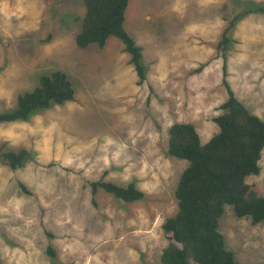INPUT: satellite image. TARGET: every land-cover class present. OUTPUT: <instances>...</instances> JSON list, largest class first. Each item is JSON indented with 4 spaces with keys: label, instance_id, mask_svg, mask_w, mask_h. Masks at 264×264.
I'll return each mask as SVG.
<instances>
[{
    "label": "rangeland",
    "instance_id": "obj_1",
    "mask_svg": "<svg viewBox=\"0 0 264 264\" xmlns=\"http://www.w3.org/2000/svg\"><path fill=\"white\" fill-rule=\"evenodd\" d=\"M258 7L264 0H130L125 28L146 72L139 86L120 40L77 46L82 1L0 0V115L55 71L76 90L73 102L0 124V154L28 152L17 171L0 158V263L161 264L162 227L188 167L167 154L168 133L190 123L202 144L218 133L213 118L227 97L218 44L238 16L227 82L264 119V13H249ZM260 166L247 183L264 197V152ZM100 180L133 184L145 198L126 204L100 191L93 199L89 185ZM219 224L238 264H264V225L229 206Z\"/></svg>",
    "mask_w": 264,
    "mask_h": 264
},
{
    "label": "trees",
    "instance_id": "obj_2",
    "mask_svg": "<svg viewBox=\"0 0 264 264\" xmlns=\"http://www.w3.org/2000/svg\"><path fill=\"white\" fill-rule=\"evenodd\" d=\"M85 6L82 28L76 36L81 49L90 46L104 48L109 39L120 40L138 76V85L146 81L142 65V50L125 28V15L130 0H80ZM249 13H264L258 7ZM240 16L232 20L221 42L218 55L223 61V86L227 97L213 118L218 133L207 144H202L196 127L190 123H175L169 130L167 154L188 162L175 191L177 212L163 224L167 247L161 264H238L233 252L227 249L220 232V220L227 206L232 207L237 218L250 219L252 225H264V197L258 195L247 183L251 176L260 174L264 152V119L253 115L236 97L227 82L228 51ZM76 90L68 75L55 71L39 79V87L18 99V108L0 115V124L26 122L36 113L55 105L73 102ZM28 152H3L0 154L13 171L24 168ZM22 191L29 193L24 184ZM93 199L100 191L126 204L144 200L145 195L129 184L125 187L103 180L90 183ZM95 203V200H93ZM48 255L56 254L51 248ZM1 264V263H0Z\"/></svg>",
    "mask_w": 264,
    "mask_h": 264
}]
</instances>
